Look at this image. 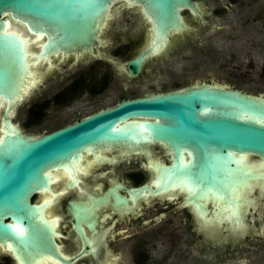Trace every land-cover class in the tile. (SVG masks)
I'll use <instances>...</instances> for the list:
<instances>
[{
    "label": "water",
    "instance_id": "1",
    "mask_svg": "<svg viewBox=\"0 0 264 264\" xmlns=\"http://www.w3.org/2000/svg\"><path fill=\"white\" fill-rule=\"evenodd\" d=\"M118 1L0 0V113L7 106L0 125V247L20 264L48 258L70 262L56 241L57 223L46 218L47 204H35L32 198L52 192L55 173L61 170L78 183L84 153L99 147L164 144L174 156L171 165H158L161 187L184 186L189 201L197 205L213 196L225 198L235 210L237 199L236 213L226 218L239 223L250 192L261 180L264 186V174L257 172L264 170V96L219 83L124 99L50 133H26L12 122L16 106L37 86V76L42 77V59L60 52L94 55ZM121 1L141 6L151 25L148 47L123 65L132 78L143 72L149 58L162 55L175 35L194 32L185 11L201 16L205 10L195 0ZM12 20L26 25L31 34L47 37L39 53ZM251 156L262 160L251 161ZM75 209L79 224L87 210L79 204ZM228 211L222 208L219 219Z\"/></svg>",
    "mask_w": 264,
    "mask_h": 264
},
{
    "label": "flooded vegetation",
    "instance_id": "2",
    "mask_svg": "<svg viewBox=\"0 0 264 264\" xmlns=\"http://www.w3.org/2000/svg\"><path fill=\"white\" fill-rule=\"evenodd\" d=\"M195 1L205 6L204 13L201 16H194L189 11L183 13L194 27V32L175 35L169 48L162 55L149 58L143 72L135 78L123 71V65L148 47L151 25L141 6H131L121 0L114 3L108 22L101 30L100 43L94 48V55L89 52L83 55L60 52L50 55L48 59L44 57L39 68L42 77L37 76V86L31 90L26 101L16 106L12 122L29 133L26 128L39 126L47 117L50 107H67L74 99L85 95L88 99L110 97L113 93L110 87L116 84L123 85L120 99L93 113L116 106L124 99L167 93L203 82L219 83L251 95L264 96V88H261L264 86V0H219L222 2L221 8L216 7L212 13L207 0ZM222 18H229V23L225 26L215 25ZM13 23V27L31 37L35 52L39 53L47 37L43 39L31 34L26 25ZM213 26L216 29L211 34L213 36L208 34L212 40H205L212 47L208 55L216 56L218 49L229 43V78L234 83L244 82L250 88L245 89L238 84L232 86V82L221 83L213 76L208 81H195L182 87L179 85L184 75H177L174 70L178 54L194 45V48L200 46L202 38ZM166 65L172 67L168 77L160 74ZM47 80H53L55 93L43 101L29 100L33 91L46 87ZM171 81L174 87H166ZM145 83L148 88H142L139 94H126L130 87H142ZM159 83L164 89L154 90ZM109 89L111 92H107ZM6 108L0 113V125ZM20 114L26 117L25 124L17 119ZM91 114L77 117L68 124L54 123V129L44 132H53ZM130 149L124 145H114L85 152L83 166L77 172L78 183L74 182L73 175L61 170L55 173L61 177L55 179L52 192L42 191L33 196V203L47 204L46 218L57 223L59 237L56 241L61 253L70 259L69 263H63L59 259L48 258L40 264H212L202 255L203 252L200 253L201 250L212 251L221 258L222 252L228 256L238 248L255 250L257 247L263 250L261 257H257L261 258L258 264H264L262 180L250 192L251 201L245 204L242 223H239L226 218L236 213L239 206L236 198L235 210L232 207L229 209L225 198L221 200L213 196L209 202L205 198L199 199L197 205L189 201L190 191L186 187H161V168L158 165H171L174 156L164 144L151 143L132 148V151ZM249 159L262 160L257 156ZM257 172L264 174V170ZM77 204L87 210L79 224L74 217ZM225 207L229 210L228 214L219 219V213ZM163 224L167 226L160 228ZM156 226L157 229L153 231ZM251 241L254 245L250 244ZM242 262L247 264L249 260L246 258ZM0 264L20 263L12 252L0 247Z\"/></svg>",
    "mask_w": 264,
    "mask_h": 264
},
{
    "label": "rangeland",
    "instance_id": "3",
    "mask_svg": "<svg viewBox=\"0 0 264 264\" xmlns=\"http://www.w3.org/2000/svg\"><path fill=\"white\" fill-rule=\"evenodd\" d=\"M222 2L219 0H207V5H209L210 12L215 9L216 7L221 8ZM212 13V12H211ZM229 18H227L228 20ZM225 18L218 19L215 22V25L219 26H225L229 23V20L227 21ZM215 27L211 28L202 38V43L200 46H197L194 48H186L181 54H178V58L176 59L175 65V71L176 74H182L184 75V79L180 78V84L182 86L190 85L195 81H208V78L210 76L216 77V81H219L221 83L230 84L232 82V79L229 78L230 74V63H229V43L225 44L221 49H218V53L216 56H209V49L212 48L209 45V42H206L205 40H212L210 38V35L215 31ZM217 32H215L216 34ZM210 34V35H208ZM208 35V36H206ZM213 36V35H211ZM223 38V36H222ZM219 44L220 41L218 40ZM227 42V41H225ZM208 52V53H207ZM203 53V54H202ZM212 57V58H211ZM166 69L161 71L160 74L167 76L169 75V70L172 67L165 66ZM158 73V71H156ZM180 77V75H179ZM59 78V75L57 76ZM164 79V78H163ZM46 87L41 88L39 90L33 91L31 94V97L29 100L32 102H39L43 101L45 99H49L56 91L55 84L53 80H47L45 82ZM238 86L243 87L245 89L250 88L248 86L244 85V82H232V86ZM175 84L171 81L170 84L166 87L172 88ZM156 89L154 90L159 91L163 90L164 87L161 83L156 85ZM129 88V90L126 92L128 96H132L134 94H139L142 88H148V84H143L142 87L135 88ZM264 88V86H261V88ZM111 91L113 90V93L110 97H104L99 96L95 99H88V96H82L80 98L74 99L73 103H71L67 107H55L52 106L49 109V113L47 117L44 119V121L39 126H31L30 128H26L27 132L33 133V134H41L44 131H51L53 126L56 124L54 123H62L68 124L77 119V117L84 116L91 114L101 108L111 106L115 104L119 99L120 95L122 93V84H116L113 87L111 86ZM262 88V89H263ZM115 90V91H114ZM254 92H257L255 89H251ZM110 89L107 92H111ZM30 101V102H31ZM30 102L28 104H30ZM25 108V107H23ZM65 108V109H64ZM20 122L24 123L26 122V117L20 114L17 118ZM59 121V122H58ZM170 225H173L171 222H169ZM167 224L160 225V228H165ZM157 229V226L154 227L153 231ZM250 244H253L251 241ZM254 245V244H253ZM200 246V245H198ZM172 247V246H171ZM181 247V245H179ZM201 248H207V246H200ZM207 260L212 261L210 263L216 262V264H246L242 262L243 259H248L249 262L247 264H258L261 263V258L258 259L257 257H261L263 250L257 247L255 250L253 249H246V248H238L228 256L225 255V252H222L221 258L220 256L217 257L215 253L212 251H203L201 250L200 253H202ZM221 253V251H220ZM257 260V262H256Z\"/></svg>",
    "mask_w": 264,
    "mask_h": 264
},
{
    "label": "bare ground",
    "instance_id": "4",
    "mask_svg": "<svg viewBox=\"0 0 264 264\" xmlns=\"http://www.w3.org/2000/svg\"><path fill=\"white\" fill-rule=\"evenodd\" d=\"M32 38H33V37H32ZM39 38H40V37H39ZM36 42H37V41H36ZM38 42H39V41H38ZM40 42H42V40H41ZM40 42L37 43V44L40 45ZM30 43L33 44L34 41L32 40ZM34 45H35V44H34ZM39 45H38V46H39ZM37 52H38V51H37ZM44 60H45V59H44ZM51 60H52V59H51ZM51 60H50V61H51ZM37 64H39V62H38ZM41 65H42V64H41ZM37 80H38V79H37ZM34 83L36 84L35 81H34ZM6 107H7V106H6ZM15 109H16V108H15ZM14 112H15V111H14ZM14 112H13V113H14ZM107 149H108V148H107ZM129 149H130V148H129ZM126 150H128V149H126ZM130 150H131V149H130ZM97 151H98V150H97ZM97 151H96V152H97ZM131 151H132V150H131ZM126 152H127V151H126ZM102 155H103V154H102ZM84 156H85V155H84ZM101 157H102V156H101ZM103 157H104V156H103ZM110 159H111V158H110ZM159 160H160V159H159ZM156 161H157V160H156ZM154 162H155V161H154ZM87 165H88V164H87ZM87 167H88V166H87ZM91 167H92V166H91ZM87 169H88V168H87ZM87 169H86V170H87ZM82 170H83V169H82ZM84 171H85V170H84ZM65 173H66V172H64V174H65ZM79 173H80V172H79ZM81 173H82V172H81ZM84 173H85V172H84ZM86 174H87V173H86ZM79 175H80V174H79ZM82 175H83V174H82ZM66 176H68V175H66ZM70 176H71V175H70ZM59 177H61V176H57V175H56V180H58ZM64 177H65V176H64ZM64 177H63V178H64ZM68 178H69V176H68ZM66 179H67V178H66ZM64 180H65V179H64ZM58 182H59V181H58ZM79 184H80V183H79ZM65 192H66V191H65ZM53 193H54V192H53ZM88 193H89V192H88ZM62 194H63V193H62ZM85 195H87L86 192H85ZM62 196H63V195H62ZM47 199H48V198H47ZM54 199H57V198L55 197ZM53 201H54V200H53ZM50 207H51V206H50ZM50 207H49V208H50ZM49 208H48V209H49ZM46 214H47V213H46ZM49 214H50V213H49ZM48 216H49V215H48ZM48 219L51 220V218H49V217H48ZM55 219H56V218H55ZM60 220H61V219H60Z\"/></svg>",
    "mask_w": 264,
    "mask_h": 264
}]
</instances>
